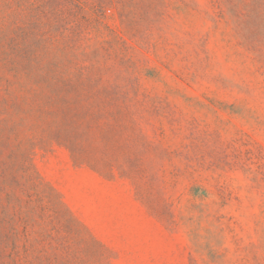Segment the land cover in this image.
Wrapping results in <instances>:
<instances>
[{"label":"rangeland","instance_id":"obj_1","mask_svg":"<svg viewBox=\"0 0 264 264\" xmlns=\"http://www.w3.org/2000/svg\"><path fill=\"white\" fill-rule=\"evenodd\" d=\"M0 264H264V0H0Z\"/></svg>","mask_w":264,"mask_h":264}]
</instances>
